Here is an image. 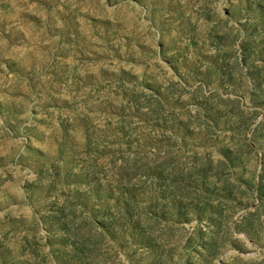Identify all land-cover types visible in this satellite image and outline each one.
<instances>
[{"label": "rangeland", "instance_id": "374dc122", "mask_svg": "<svg viewBox=\"0 0 264 264\" xmlns=\"http://www.w3.org/2000/svg\"><path fill=\"white\" fill-rule=\"evenodd\" d=\"M0 264H264V0H0Z\"/></svg>", "mask_w": 264, "mask_h": 264}]
</instances>
